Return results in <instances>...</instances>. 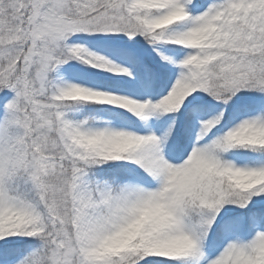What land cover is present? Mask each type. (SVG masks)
Wrapping results in <instances>:
<instances>
[{
	"label": "snow or ice",
	"instance_id": "1",
	"mask_svg": "<svg viewBox=\"0 0 264 264\" xmlns=\"http://www.w3.org/2000/svg\"><path fill=\"white\" fill-rule=\"evenodd\" d=\"M0 264H264V0H0Z\"/></svg>",
	"mask_w": 264,
	"mask_h": 264
}]
</instances>
